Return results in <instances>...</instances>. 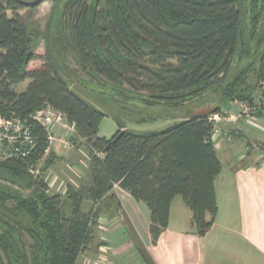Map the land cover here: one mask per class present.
Here are the masks:
<instances>
[{"label": "trees", "instance_id": "obj_1", "mask_svg": "<svg viewBox=\"0 0 264 264\" xmlns=\"http://www.w3.org/2000/svg\"><path fill=\"white\" fill-rule=\"evenodd\" d=\"M261 1L107 0L104 10H92L86 0H75L72 43L82 65L106 81L171 103L198 98L227 80L240 56L261 47L253 79L250 65L221 87L226 103L253 107L264 85L263 9L250 31L245 18ZM27 7L21 0H0V118L21 121L37 138L28 160H0V181L25 190L0 184V264H78L101 213L116 202V184L147 206L153 243L168 228L177 196L192 211L197 235L208 233L219 211L216 180L222 171L209 116L161 130L99 136L106 114L72 91L61 67L32 48L20 15ZM26 81V90L16 92ZM46 107L65 115L90 153L89 185L69 186L65 195L49 194L46 182L25 172L27 162L38 165L46 156V132L34 120ZM84 199L92 204L88 212Z\"/></svg>", "mask_w": 264, "mask_h": 264}, {"label": "rangeland", "instance_id": "obj_2", "mask_svg": "<svg viewBox=\"0 0 264 264\" xmlns=\"http://www.w3.org/2000/svg\"><path fill=\"white\" fill-rule=\"evenodd\" d=\"M21 1L33 2L35 0ZM74 1L47 0L36 6V8L27 7L20 11V15L28 27L32 48L37 49L39 57L41 56L42 59L48 57L54 66H60V73L66 79L70 89L93 107L106 114L99 128V136L111 139L118 130L137 132L155 131L187 119L218 115L220 121L216 126L231 136L232 141H237V122L239 120L250 121L251 118L264 116V113L249 116L246 106L244 108L241 107L240 111L237 112V101H235L236 105L232 106L234 108L233 112H230L232 108L225 109L226 105L235 102L226 103L223 99L224 92L221 89L222 84L238 75L239 70H246L250 65L252 68L249 67L250 70L247 74L248 76L250 75L251 80L253 79L252 73L256 67L258 52L261 47L257 48L255 45L251 47L254 53L253 56H240V59H237L233 63L230 76L227 80L214 84L212 88L208 89L198 98L189 100L182 98L178 102L171 103L163 99H155V97L138 93L129 87H123V85L111 84L82 65L74 50L70 31L74 17L71 15L70 9L76 12V9L71 7ZM86 1L92 10L95 8L104 10L107 0ZM260 8L263 9V13L259 18V21L262 22L264 1L259 2V7L251 14V7L248 8L245 18V29L251 30L250 26H252L253 17L255 14H258L257 12H260L258 10ZM8 14L10 17L13 16L11 12ZM29 83L30 81L21 83L16 87V92H24ZM259 93L256 95L255 92L254 94V105L258 103ZM216 110H220L219 114H214ZM257 110L260 111V108L257 107ZM240 115L242 117L239 118ZM119 124L122 126L119 127ZM62 132L63 129H60L58 135H63ZM68 138L72 144V148L69 151H65L62 147L52 145L46 156L37 166L39 170L38 175L33 176L25 170L26 174L35 180L46 182L49 186V194L65 195L69 186L79 189L89 185L91 162L89 149L85 142L77 135V132L73 133L69 131ZM222 139L225 140L227 137L220 138V141ZM218 140L214 143L218 142ZM232 141L227 140V142ZM249 146L250 150L254 151L255 154L264 152L263 144L253 142ZM0 182V184L11 189L25 191L21 185L18 186L11 182ZM119 189L121 188L116 184L112 191L116 202L111 205L110 210L105 209L101 213L97 225L93 228L92 244L87 252L80 257L78 264H82L91 258L99 259L105 264H142V260L144 259H140L139 253L146 259L145 264H157L150 258L153 253L146 249V245H143L145 238H151V243H153V237H151L152 235L149 231L150 211L142 202L135 201L132 204L125 198L121 199ZM91 207V202L84 199V211L88 212ZM134 215L138 222L136 226L134 228L130 226L129 228L127 226L123 228L122 220L127 216L133 218ZM188 231L190 232L191 228ZM123 238L131 242L129 247L126 246ZM26 243H32L29 237H26Z\"/></svg>", "mask_w": 264, "mask_h": 264}, {"label": "crops", "instance_id": "obj_3", "mask_svg": "<svg viewBox=\"0 0 264 264\" xmlns=\"http://www.w3.org/2000/svg\"><path fill=\"white\" fill-rule=\"evenodd\" d=\"M233 105L236 102L226 105L225 109ZM241 107L245 104L237 101V112ZM225 140L213 142L222 171L216 180L219 211L210 231L205 236L195 233L193 213L177 196L171 205L168 228L156 243H151V238L143 242L153 253L150 258L155 263L264 264V152L255 154L249 148L253 142L264 146V116L239 120L237 141ZM119 193L121 199L135 202L128 192L119 189ZM211 220L208 215L207 221ZM136 223L135 215L122 220L123 228H134ZM123 241L130 246L126 238ZM139 256L145 264L146 259L140 253ZM82 264L105 263L91 258Z\"/></svg>", "mask_w": 264, "mask_h": 264}, {"label": "built area", "instance_id": "obj_4", "mask_svg": "<svg viewBox=\"0 0 264 264\" xmlns=\"http://www.w3.org/2000/svg\"><path fill=\"white\" fill-rule=\"evenodd\" d=\"M246 110L248 115L256 116L258 113H264V85L263 90L258 96V103L253 107L247 105ZM260 108V111L257 110ZM262 109V110H261ZM242 117L241 115L239 118ZM34 120L40 124L47 136L48 148L46 154L50 150L52 145L62 147L65 151H69L72 148V144L69 141V131L76 132L75 126L69 124L65 115L62 112L55 111L50 107H46L38 111L34 115ZM210 122L214 124L211 132V140L215 142L220 138H226L228 141H232V137L223 132L216 124L220 121L218 115L209 117ZM63 129V135H58L59 130ZM218 140V141H219ZM37 145V138L33 135L31 129L26 124H23L19 120H4L0 118V160L9 161L13 159L28 160L32 155ZM38 165H33L30 162L26 164V170L34 175H38Z\"/></svg>", "mask_w": 264, "mask_h": 264}, {"label": "water", "instance_id": "obj_5", "mask_svg": "<svg viewBox=\"0 0 264 264\" xmlns=\"http://www.w3.org/2000/svg\"><path fill=\"white\" fill-rule=\"evenodd\" d=\"M47 0H35L33 2H24L28 7L30 8H33V7H36L40 4H42L43 2H45ZM53 1H56V0H53Z\"/></svg>", "mask_w": 264, "mask_h": 264}]
</instances>
